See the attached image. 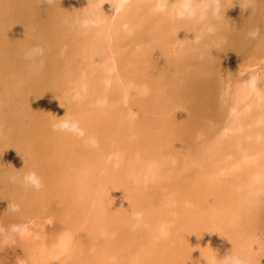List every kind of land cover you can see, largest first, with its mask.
<instances>
[{
	"label": "bare ground",
	"instance_id": "1",
	"mask_svg": "<svg viewBox=\"0 0 264 264\" xmlns=\"http://www.w3.org/2000/svg\"><path fill=\"white\" fill-rule=\"evenodd\" d=\"M174 4L0 0V264H260L264 99L240 85L264 67L247 37L264 0L202 23ZM36 45L42 66L24 59ZM66 117L74 131H53Z\"/></svg>",
	"mask_w": 264,
	"mask_h": 264
},
{
	"label": "clouds",
	"instance_id": "2",
	"mask_svg": "<svg viewBox=\"0 0 264 264\" xmlns=\"http://www.w3.org/2000/svg\"><path fill=\"white\" fill-rule=\"evenodd\" d=\"M46 5L51 6L54 0H44ZM247 7L241 5L243 9L255 8V0H246ZM167 11V9H165ZM225 9L223 8V0H175L174 7L171 9V15L174 19L179 21H186L189 23H202L208 17H211L217 22L225 16ZM87 24V22H85ZM247 37L251 40L260 42L264 41V31L256 27L247 33ZM45 54L43 47L36 45L27 49L24 53V59L32 66H42L41 59ZM260 78L256 74L249 75L248 79L243 81L240 88L249 96L254 97L258 101L264 99V90L260 88ZM52 129L56 132H73L77 127L76 122L71 117L57 120L52 123ZM20 182L25 188H32L40 191L44 187L42 177L34 170L26 172L21 178ZM8 209L11 212H18L20 206L18 204L9 203ZM137 216L140 214L137 213ZM16 231L14 227L12 229ZM207 264H249L246 257L239 254H230L223 259H217L215 256L206 258Z\"/></svg>",
	"mask_w": 264,
	"mask_h": 264
},
{
	"label": "rangeland",
	"instance_id": "3",
	"mask_svg": "<svg viewBox=\"0 0 264 264\" xmlns=\"http://www.w3.org/2000/svg\"><path fill=\"white\" fill-rule=\"evenodd\" d=\"M260 61V59L257 61V62H259ZM252 68H259V72H257V74L261 77L262 75H264L263 73H264V67L262 66V64L261 65H256L255 67H251L249 70H251ZM259 77V78H260ZM45 218V217H44ZM262 218V220L260 221V223H264V219H263V217H261ZM36 219V218H35ZM50 219H51V217H49V218H45V219H43L44 221H50ZM37 220V222H40V221H38L39 219L37 218L36 219ZM14 221V220H13ZM42 221V220H41ZM264 225V224H263ZM257 229V231L259 230V226L256 228ZM60 233L61 232H63V231H59ZM32 233L35 235L36 234V232H35V230L33 229L32 230ZM36 237V236H35ZM22 239L24 238L23 236L21 237ZM17 240H19V238H17ZM28 242H30V241H28ZM27 242V243H28ZM20 244V243H19ZM19 244H13V245H7V247L5 248L6 250H7V255H6V259H9V261L10 262H12V261H14L15 259H16V257L17 256H14L15 255V252H13L12 253V250L14 249V247L15 246H17V247H19ZM21 245V244H20ZM31 245V244H30ZM261 247V248H260ZM259 247V252H261V254H263V255H258L257 256V258L259 259V262H260V264H264V245L262 244L261 246ZM258 249V248H257ZM25 254V252H24V250H21V255H24Z\"/></svg>",
	"mask_w": 264,
	"mask_h": 264
}]
</instances>
